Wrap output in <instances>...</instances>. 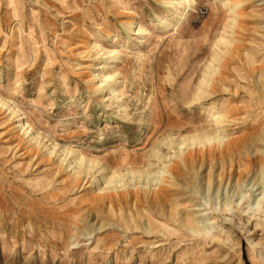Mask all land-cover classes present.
Listing matches in <instances>:
<instances>
[{
	"label": "rangeland",
	"instance_id": "1",
	"mask_svg": "<svg viewBox=\"0 0 264 264\" xmlns=\"http://www.w3.org/2000/svg\"><path fill=\"white\" fill-rule=\"evenodd\" d=\"M0 101V264H264V0H0Z\"/></svg>",
	"mask_w": 264,
	"mask_h": 264
},
{
	"label": "bare ground",
	"instance_id": "2",
	"mask_svg": "<svg viewBox=\"0 0 264 264\" xmlns=\"http://www.w3.org/2000/svg\"><path fill=\"white\" fill-rule=\"evenodd\" d=\"M183 1H186V0H182V2ZM119 52V51H118ZM111 78V77H110ZM0 104H1V106H4V103H2L1 101H0Z\"/></svg>",
	"mask_w": 264,
	"mask_h": 264
}]
</instances>
